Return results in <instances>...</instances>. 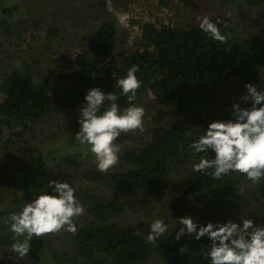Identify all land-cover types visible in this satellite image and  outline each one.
Returning <instances> with one entry per match:
<instances>
[{"label": "trees", "instance_id": "1", "mask_svg": "<svg viewBox=\"0 0 264 264\" xmlns=\"http://www.w3.org/2000/svg\"><path fill=\"white\" fill-rule=\"evenodd\" d=\"M239 5L246 11L264 6L262 0H245ZM17 9L16 5L3 7L0 3L4 14L0 22L6 24V16ZM210 18L219 22L222 33L228 36L227 41L213 40L199 29V22L174 26L136 20L140 40L127 47H123L117 19L105 18L96 30L82 38L75 61L69 67L71 71L67 73L71 84L63 93L52 90L49 81H38L31 72L18 69L6 73L0 80V144L6 136V141L15 135L22 136L33 124L64 107L79 108L89 88L99 86L106 93L114 91L119 95L120 88L115 86V81L125 76L133 64L139 65L137 76L143 80L134 103H140L151 92L174 118L169 126L161 123L151 126L149 139L140 145L121 149L120 160L112 170L81 169V159L69 154L65 158L68 169L55 171L53 176L41 181L39 189L15 197L14 209L22 202L35 199L40 192L50 191L48 182L54 179L68 181L77 188L76 195L84 205L85 214L74 218L76 233L66 231L67 245L73 250L68 247L61 250L56 240H46L49 258L56 264H148L153 259L161 260V264H210L202 254L210 245L207 236L195 240L185 234L175 239V231L181 227L178 218L191 215L190 207L199 205L203 209L197 213L200 218L193 217L195 220L201 224L220 220L226 204L235 203L234 197L250 180L239 173L215 180L193 171L188 168L189 162L196 163L200 156L211 158L214 153L209 150L194 156L189 145L203 134L210 122L232 118V108L207 117L221 83L227 85L234 78L245 91L247 83L264 89V33L240 34L231 17ZM50 32L56 35L59 31L54 26ZM119 103L126 107L129 102L126 96L120 95ZM248 106V103L242 105ZM4 127L9 130L7 134ZM124 137H118L117 141L121 142ZM44 162L36 165L42 174L47 164ZM182 170L185 172L181 177L183 186L170 203L174 221L169 236L149 242L147 220L128 227L114 221V217L128 209L138 211L149 205L154 209L156 203L167 197L172 175ZM78 178L96 183L99 190L83 189L78 185ZM243 195L240 193V197ZM248 218L255 223L264 220V203ZM13 240L0 230V244L6 250L11 248ZM38 242L42 241L33 238L30 248H38ZM181 246L186 248L185 252L180 251ZM34 259L38 261V257Z\"/></svg>", "mask_w": 264, "mask_h": 264}, {"label": "rangeland", "instance_id": "2", "mask_svg": "<svg viewBox=\"0 0 264 264\" xmlns=\"http://www.w3.org/2000/svg\"><path fill=\"white\" fill-rule=\"evenodd\" d=\"M262 1L264 4V0ZM240 2L244 4L245 0H112L118 11L128 13L126 24L121 25L118 22L119 33L124 40L123 47L129 45L130 37L133 38L132 44L140 40L141 32L135 23L136 20L152 21L157 25L187 26L190 23H198L199 18L205 15H225L233 19L240 34L247 35L248 31L264 33V6L259 5L246 11L239 5ZM0 3L3 7H18L11 16L5 15L6 24L0 22V80L6 73L18 69L31 72L38 81H49L51 89L58 93H63L71 84L67 73L71 71L69 67L75 61L83 42L82 38L96 30L105 18L116 19L107 11L105 0H0ZM3 15L0 11V20ZM54 26L59 31L56 35L50 32ZM246 92L238 86L234 78L227 85L221 83L207 117L231 109L234 103H240L242 106L245 102L241 101L240 97ZM1 99L2 96L0 101ZM139 102L138 104L145 108L144 130L121 133L120 136L125 137L121 142L116 141L121 149L128 145H140L142 141L149 139L151 126L157 123L169 126L174 119L171 112L162 107L151 92ZM78 109L64 107L51 117L33 124L22 136L15 135L10 141H6L8 136L3 138L4 142L0 144V230L6 233L9 239H14V236L3 221L9 213L19 211L24 205L22 202L14 209L15 197H21L29 190L39 189L41 181L53 176L55 171L68 169L65 164L66 155L71 154L76 159H81V169L96 168L93 154L88 151L86 145H81L75 138L80 128L77 122ZM3 129L7 134V127ZM44 161H47V164L42 174L39 173L40 167L36 165L41 162L45 164ZM193 164L189 162L188 168H192ZM184 174L182 170L172 175L167 197L156 203L154 209L149 208L151 205L138 211L128 209L124 214L114 217V221L121 227H128L143 219L151 222L153 218H163L170 230L174 221L170 215V203L183 186L181 177ZM78 185L85 190H99V185L84 178H78ZM240 193L244 195L240 197ZM234 199L235 203L226 204L223 216L214 222L248 218L258 205L264 203V182L250 181L239 190ZM242 202L247 205H241ZM202 209L199 205H193L190 207L191 216L200 218L197 213ZM151 210L154 211L149 214ZM146 212L148 213L145 215ZM256 224L264 225V220ZM66 236V231L61 230L47 233L43 237H33L45 244L38 242V248H30L24 257L13 253L11 248L6 250L0 244V264H56L49 258L50 250L46 240H56V246L61 250L66 247L73 250L71 245H67ZM36 257L38 261H35ZM148 264H161V260L153 259Z\"/></svg>", "mask_w": 264, "mask_h": 264}, {"label": "clouds", "instance_id": "3", "mask_svg": "<svg viewBox=\"0 0 264 264\" xmlns=\"http://www.w3.org/2000/svg\"><path fill=\"white\" fill-rule=\"evenodd\" d=\"M108 12L124 25L128 13L118 11L112 0H105ZM199 29L215 41L225 42L228 36L222 33L219 22L205 15L199 18ZM133 38L128 40L132 44ZM139 65L133 64L122 78L115 81L120 88L106 93L99 86L89 88L79 106V131L75 134L81 145H86L93 154L96 168L104 172L117 165L121 146L117 138L121 133L144 130L145 108L134 103L137 90L143 84L137 76ZM247 92L240 103L232 105V118L214 120L189 148L195 156L211 150V158L200 156L192 165L195 172L219 180L230 173H239L254 183L264 182V89L247 83ZM120 95L126 96L128 105L121 107ZM211 169L212 171H208ZM50 191L40 192L35 199L25 203L19 211L11 212L3 221L14 235L11 244L13 253L21 257L30 251L33 237L61 230L77 232L74 218L84 212V205L76 195L77 188L68 181L50 180ZM181 227L175 231V239L189 234L195 240L207 236L210 245L202 254L210 264H264V225L251 218L240 217L239 221L208 222L201 224L191 215L178 218ZM169 225L163 218H153L149 224L147 241L156 242L169 236ZM181 252L186 248L181 246Z\"/></svg>", "mask_w": 264, "mask_h": 264}]
</instances>
